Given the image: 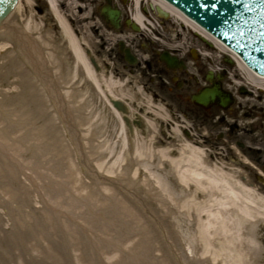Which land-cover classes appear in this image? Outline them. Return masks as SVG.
<instances>
[{"label": "bare ground", "instance_id": "6f19581e", "mask_svg": "<svg viewBox=\"0 0 264 264\" xmlns=\"http://www.w3.org/2000/svg\"><path fill=\"white\" fill-rule=\"evenodd\" d=\"M38 1L47 6L58 33L53 32L46 16L38 17L34 6ZM80 1L18 0L13 11L0 21V86H8L15 79L13 89H20L17 98H8L2 96L4 90L0 87V207L3 204L4 210L18 214L16 219L23 228L16 235L21 249L15 248L6 232L0 231V264H59L60 260L66 264H146L151 257L155 264H165L155 257L154 251L162 248L168 256L167 247L172 246L169 241L176 244L184 263L236 264L228 256L220 259V254L209 252V243L215 238L222 243L228 233L238 238L242 232L249 243L244 249L239 246L242 253L238 255L244 256L239 264H264V196L258 195L252 185L242 184L237 171L230 174L224 164L211 166L206 149L194 143L197 140L184 132V126L172 123L164 104L155 102L137 81L128 84L100 65L103 63L75 34L71 17L67 16L69 10L85 9ZM83 1L92 5L97 0ZM130 3L131 19L141 29L155 26L154 20L141 13L148 4L152 11L159 10L160 16L176 19L208 45L225 53L226 60L235 64L241 74L240 86L256 91L264 107V75L250 69L238 53L164 0ZM29 97L37 99L40 112L44 102L50 104V115L46 116L51 122L23 128L25 114L20 116L21 121L9 119L12 114L6 109L8 103L16 99L24 103ZM1 121L5 122L4 127ZM166 121L172 123L169 133L180 144L161 148L147 136L158 135ZM252 125L255 122L246 125V131ZM53 129L57 133H53L54 141H46L45 136ZM19 132L26 146L11 142L12 135ZM31 140L39 142L38 148H30ZM95 142L98 148H94ZM52 145L67 157L68 164L64 167L63 162H56L50 174L54 178L30 170L35 151L38 149L41 154ZM25 147L30 149L26 151ZM72 150L77 158H70ZM171 151H176V156H171ZM42 179L46 181L44 186ZM30 190H35L40 202L37 197L32 200ZM143 196L150 201L148 214L155 221L150 232L143 225L142 212H135L128 203L136 200L144 205ZM200 196L205 198L204 205L197 200ZM157 198L158 209L154 202ZM190 209L196 216L193 224L197 233L185 221ZM11 226L19 229L15 223ZM158 231L168 241H162L161 236L159 239ZM179 233L197 234L204 249L189 248L187 257L182 246L185 239ZM59 244L61 249L57 248Z\"/></svg>", "mask_w": 264, "mask_h": 264}, {"label": "rangeland", "instance_id": "374dc122", "mask_svg": "<svg viewBox=\"0 0 264 264\" xmlns=\"http://www.w3.org/2000/svg\"><path fill=\"white\" fill-rule=\"evenodd\" d=\"M113 7L118 6L119 9L123 11V14L125 17H131L133 15L132 6H131V0H111ZM79 5L83 6L85 9L79 11L69 10V14L66 15L70 16L72 21H70L72 28L75 30V34L86 41L87 45L89 46V49L92 51L91 54L96 58L97 55H99V51L101 50V46H105L106 49L102 50V53H107L108 48H114L115 47V40L113 36L111 35L112 29L106 25L105 21L100 16L101 9L104 8L107 5L106 0H97L92 5H87V2L85 3L83 0L79 2ZM34 6L38 8V17H47L50 22V26L54 29V33H58V27L55 25L54 21L50 18L49 10L47 6L38 1L34 4ZM87 6V7H86ZM146 9L148 14L144 13V11H141L144 16H149L152 20L155 21L154 29H148L144 30L142 35L144 36L145 40L153 41L154 43H159V45L162 46H168V47H175L179 46L183 49H187L189 46L195 48L198 47L200 49L201 57L203 58L206 65L209 66L211 71H215V74L218 76L223 77V85L224 88L231 92L235 97V104L233 105L232 110L233 111H222L220 109H215L213 113L208 117H203L199 119V122L196 124V129H198L199 138L195 137V141H189L194 142L195 144L202 145L206 152L208 153V160L209 164L212 166H224L225 171L227 172H233L237 171L240 176H238V180L242 184L246 185H252L257 194L264 196V180H259L258 173L261 172V168L264 165V159L262 158V155H264V142H261V130L263 127L262 122V112H264V107L261 104V96L256 92L248 88L244 89L240 86L238 82H242L241 80V74L237 70L236 65H232L228 60L225 58V53H222L220 50H217L213 45H208L206 42H204L202 39L198 38L196 35L192 33L189 29L185 28L178 22L176 19H173L171 17L168 18V20H161L155 11H152L150 8V5L148 4L144 5L142 9ZM160 36L164 37L162 39ZM225 55V56H224ZM99 58V57H98ZM97 71V70H96ZM99 75V72H97ZM104 75V74H103ZM107 76V75H104ZM234 78V80L232 79ZM232 79V80H231ZM19 81V80H18ZM17 81V82H18ZM13 82H15V79L11 81L8 86H5V84L1 85V90H4L2 96H8V98L14 97L17 98V94L19 93L20 89H17L15 91L13 89V86L15 85ZM237 83L239 85L235 86L232 85L233 83ZM140 84V83H139ZM141 85V84H140ZM142 86V85H141ZM250 92L252 94H250ZM2 96H0V101L3 103ZM28 97V96H27ZM254 97V99H253ZM24 103H19L18 99L16 101L8 103V107L6 108L7 111H9L12 115L9 117V119L12 121H21L20 116L25 117L26 125L23 128H32L35 126V124L41 123L43 126L46 123L51 122L46 114L50 115V111L47 110L50 104L48 102H44L41 112L37 110V105L39 104L37 99H24ZM251 100H256L255 103H253ZM159 102V101H156ZM165 101H163L164 103ZM254 105H257V108H254ZM261 105V108L259 107ZM21 106H24L25 108L22 109V112L20 110L17 112L18 109H21ZM165 106V105H164ZM166 107V106H165ZM3 108V107H2ZM105 109H107L105 107ZM167 110L170 112L168 105ZM43 112V113H42ZM171 112L175 113V111L171 110ZM168 113V112H167ZM14 115V116H13ZM0 116L2 114L0 113ZM13 116V117H12ZM169 118L171 119V122L174 124H180L183 126H186L188 128V125H192L193 119L189 117H182L185 121V123H182V118L176 117L174 114L173 116L169 114ZM12 117V118H11ZM48 118V119H47ZM3 121V120H2ZM1 121V122H2ZM171 122H163V127L161 126V129L159 130L158 135L157 134H149L147 138L149 140H152L154 138V141H156V145H159L161 148H169L173 145H179L180 140L179 139H173L172 134L169 133L168 126H170ZM252 122H255V125H252V127L249 129V131H246L245 127L246 125H250ZM3 127L5 126V122H2ZM56 127V126H55ZM57 135L56 131L53 129L47 133L45 136V140H53L54 141V134ZM171 135V136H170ZM23 135H21V132L17 135H12L11 142H14L16 144H24L26 146V142H21V138ZM144 136V135H143ZM146 136V135H145ZM254 136V137H252ZM32 137V136H31ZM185 137V136H184ZM41 139V138H40ZM210 140V142H204L205 140ZM200 141V142H199ZM32 143L30 145V148L35 145L34 147H37V143L34 140L29 141ZM54 144V143H53ZM43 145V144H42ZM98 143L95 142L94 148H98ZM197 145V146H199ZM48 148V150H45L43 153L40 154L39 150L37 149L35 151V154L32 156V167H30V170H35V172H43V176H50L52 173V168L55 165V163H61L64 164V167L68 164L67 157L63 154L56 151L55 147ZM42 147V146H41ZM30 149L29 147H27ZM26 149V147H25ZM26 149V151L28 150ZM171 156H176V151H171ZM184 154L187 153V151L183 152ZM87 155V153H86ZM76 157L77 154L74 150H72L71 153V159ZM99 156V155H98ZM2 158V156H1ZM3 163V162H2ZM77 163L79 161L77 160ZM27 168L26 170H28ZM230 169V170H229ZM16 170V169H15ZM17 171V170H16ZM18 172V171H17ZM19 178V173L17 174ZM235 177V176H234ZM54 178V177H53ZM142 178V174L139 177ZM43 186L46 184L44 179ZM26 182V181H25ZM23 184L27 186L28 182ZM39 191L40 187L38 186ZM31 198L32 200L36 201L34 197H37L38 201L39 198L37 196V193L34 191H31ZM24 198L27 199L25 196ZM127 199V198H125ZM144 202V205L139 204L136 200L133 202L128 201L129 205L132 207V209L139 213L136 209L140 210L141 213V219L144 222V227H147V230L150 232L152 228H154V220L148 214L150 210L149 200L147 197L143 196L141 199ZM198 202L203 203L205 198L202 196L197 197ZM160 198H157L155 202V206L159 207ZM40 202V201H39ZM40 205V203H39ZM0 207V231L6 232L7 236H9L11 239L9 240L11 244L14 245L15 248L21 249V242L17 241L16 235L17 233L22 231V227L19 224L20 220L18 219L19 215L14 214L11 212L10 209L4 210L3 204ZM213 206V204H211ZM5 207V206H4ZM213 210L216 209V206L212 207ZM25 210H22L21 214L25 217V213L23 212ZM8 214L11 218L7 217ZM16 215H18L16 219ZM189 217L185 218V221H188V224L193 227V230L196 231V227L193 223H196V216L194 214V210L190 209ZM230 216V215H228ZM22 222V221H21ZM12 223H15V225L19 229L16 228V230L12 229L11 226ZM153 224V226H152ZM189 226V228H190ZM152 227V228H151ZM195 228V229H194ZM159 232V239L161 236L162 241H168V239H165V236L163 233ZM198 230L196 231V233ZM260 232V231H259ZM1 233V232H0ZM194 234V231H193ZM191 233L186 234H180V237L184 238L185 240L182 243L183 251H185V254H187L188 257V249H204V244L198 239L197 234L193 235ZM240 237L236 238L234 233H228L226 238H224V241L222 243L218 242L217 239L210 240V249L209 252H215L216 254H220V259L228 256V258L233 260V263L239 264L240 262L244 260L243 257H239L238 253H242L241 249H244L245 246L249 243V238L244 236L243 232L239 235ZM261 236V233H260ZM2 237V236H1ZM0 237V238H1ZM8 237V238H9ZM151 234V238H153ZM3 239V237H2ZM156 240H158L156 238ZM170 240V239H169ZM35 243V242H34ZM157 243V242H156ZM22 244L25 245V242ZM39 243H37L38 245ZM169 244L172 246L167 247L168 249V256L165 255L162 248L159 249L160 252H155V257L160 260V262L165 264H187L184 263L183 260L180 259V256H178V251L174 247L176 245L173 241H169ZM180 245V243H179ZM19 246V247H18ZM239 246H243L241 249ZM57 248L61 249L62 246L59 244ZM155 250V249H154ZM171 251V252H170ZM178 252V253H177ZM63 253V252H62ZM154 256V255H153ZM241 258V259H240ZM61 258H58V260ZM229 259V261H230ZM66 260H68L66 258ZM153 260V261H150ZM155 264L154 258L151 257L148 259V262L146 264ZM59 264H66L65 262L61 263V260L59 261ZM68 264V262H67Z\"/></svg>", "mask_w": 264, "mask_h": 264}, {"label": "flooded vegetation", "instance_id": "af4514ba", "mask_svg": "<svg viewBox=\"0 0 264 264\" xmlns=\"http://www.w3.org/2000/svg\"><path fill=\"white\" fill-rule=\"evenodd\" d=\"M121 11V22L118 30H112L115 47L106 49L101 46L97 60L106 66L108 72L112 71L114 77L125 80L128 84L134 81L147 90L154 101H159L172 114L180 119L189 117L193 119L192 125L184 127L186 133L199 138L196 124L199 119L210 116L217 107L208 111L195 106L192 97L206 87L212 86L209 81L211 69L201 57L200 49L194 45L187 49L182 47H168L145 40L142 33L132 29ZM162 39L164 37L160 36ZM99 57V58H98ZM139 84V85H140ZM183 122V120L181 121ZM198 125V124H197ZM204 142H210L205 140ZM264 159V155H262ZM264 171V165L261 168ZM264 179V178H263Z\"/></svg>", "mask_w": 264, "mask_h": 264}, {"label": "water", "instance_id": "95a60500", "mask_svg": "<svg viewBox=\"0 0 264 264\" xmlns=\"http://www.w3.org/2000/svg\"><path fill=\"white\" fill-rule=\"evenodd\" d=\"M165 1L238 53L251 69L264 75V0ZM16 4L17 0L0 3V21ZM103 15L114 28L118 27L119 11L107 9ZM193 101L206 108L215 104L223 109L233 103L232 97L224 93L220 85L205 89ZM114 105L119 109L118 104Z\"/></svg>", "mask_w": 264, "mask_h": 264}, {"label": "snow or ice", "instance_id": "6c2138e0", "mask_svg": "<svg viewBox=\"0 0 264 264\" xmlns=\"http://www.w3.org/2000/svg\"><path fill=\"white\" fill-rule=\"evenodd\" d=\"M4 2H6V0H0V3H4Z\"/></svg>", "mask_w": 264, "mask_h": 264}]
</instances>
